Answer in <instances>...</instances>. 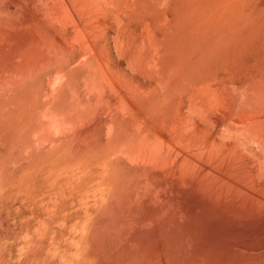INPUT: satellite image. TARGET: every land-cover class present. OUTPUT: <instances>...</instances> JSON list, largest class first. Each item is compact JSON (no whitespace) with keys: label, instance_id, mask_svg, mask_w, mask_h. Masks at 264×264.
I'll use <instances>...</instances> for the list:
<instances>
[{"label":"bare ground","instance_id":"obj_1","mask_svg":"<svg viewBox=\"0 0 264 264\" xmlns=\"http://www.w3.org/2000/svg\"><path fill=\"white\" fill-rule=\"evenodd\" d=\"M26 48L97 99L106 264H264V0H0ZM87 238L67 264H104Z\"/></svg>","mask_w":264,"mask_h":264},{"label":"rangeland","instance_id":"obj_2","mask_svg":"<svg viewBox=\"0 0 264 264\" xmlns=\"http://www.w3.org/2000/svg\"><path fill=\"white\" fill-rule=\"evenodd\" d=\"M23 52L18 62L0 60V264H67L71 243L87 236L106 264L110 210L88 175L106 138L100 116L93 120L97 99L86 94L81 73L61 87L57 62L38 57L39 49ZM122 182L127 187L131 177Z\"/></svg>","mask_w":264,"mask_h":264}]
</instances>
